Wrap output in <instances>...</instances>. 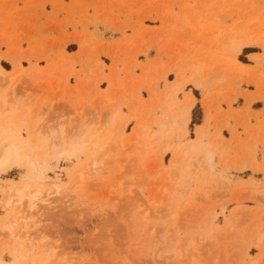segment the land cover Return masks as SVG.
Here are the masks:
<instances>
[{
  "label": "rangeland",
  "instance_id": "374dc122",
  "mask_svg": "<svg viewBox=\"0 0 264 264\" xmlns=\"http://www.w3.org/2000/svg\"><path fill=\"white\" fill-rule=\"evenodd\" d=\"M0 69L23 72L6 91L15 84V100L29 106L25 124L40 114L44 135L55 127L69 136L86 117L81 126L102 132L104 110L118 103L111 127L127 123L104 146L110 156L49 152L46 176L60 192L25 162L0 177V262L15 264L3 227L18 234L26 224L21 243L46 246L49 263L264 264V238L250 234L264 221V0H0ZM172 95L169 114L193 103L189 123L172 126L186 135L153 138L150 121ZM198 128L213 167L193 172L199 151L181 177L179 152ZM102 156L97 174L90 163ZM27 182L48 204L6 206L9 187ZM170 246L190 254L171 258Z\"/></svg>",
  "mask_w": 264,
  "mask_h": 264
},
{
  "label": "bare ground",
  "instance_id": "6f19581e",
  "mask_svg": "<svg viewBox=\"0 0 264 264\" xmlns=\"http://www.w3.org/2000/svg\"><path fill=\"white\" fill-rule=\"evenodd\" d=\"M20 73H23V72L20 70H16L11 74V76H8V78H7L6 76H4L6 74L0 69V80H4V81L6 80V84H3L4 86L1 85V83H0V177L2 175H7L8 173H10L11 171H13L16 168H20L21 165L25 162L30 166L38 167V169L36 170V172H37L36 175L38 176V179L41 180L40 181L41 183L43 182L44 184L51 185L54 187V190L56 189L55 191L60 192L63 188L62 185L55 180L51 181V178H48L46 176V172L48 170V166H47L46 162L49 158V152H51L54 156L55 155L56 156L57 155H65V154L66 155L67 154H70V155L85 154V155L91 156L92 158H95L99 151H101V150H103V152L106 151L104 146L111 140V138H113L111 136H112V132H114V131L116 132L115 133L116 135L112 139L113 140L112 143H113V145H116L119 137L124 133V129H125L126 124H127L126 121L119 122V125L117 126L118 128H116V130H114V131L111 127V124H113L118 119V116L121 113V104L118 103V104L114 105L113 107L111 106L109 108H108V105H107V108L105 107L107 110H104V112L106 111L105 115L106 114L107 115H106V117H104V121L107 124L104 123L105 128L103 127L102 132L100 130L101 128H99V130H93V129L90 130L89 125H88V127H85L84 124H82V126H81L80 123H84V120L87 118L86 117L84 119V117H83L84 120H82L81 118L80 119L82 121L80 119H79L80 122H79V120H77V122H79L78 124L80 125L79 126L77 124L79 126V128L77 127L78 129L77 128L75 129L74 126L73 127H74L75 131L72 130L73 127L71 129L68 128V129H70V131L72 130L74 132L73 133V132L68 131L71 134V135L69 134V136H66V134H64V132L62 131V128H58V127H60L59 125L56 128H58L60 130L55 129V127H54V129L50 130L52 132H49V134L46 133V135H44V133H42V132H45V131H41L44 128H41V130L38 129V131H40V132L37 131V127H39L38 125L42 121L40 114H36L35 117L33 116L34 119L31 122V124L30 123L28 125L25 124V120H29L27 118L29 116V109L27 107H29V106L25 102V100H20V101L15 100V94L16 93H13L15 84L13 83V85H11L13 92L6 91L7 84H10L15 79V77L20 75ZM29 78L31 80H33L31 82L38 80L36 75H30ZM182 84H183V82H177L174 85V88L178 89L182 86ZM16 98H17V96H16ZM175 101H176V97H175V95H172L170 97L169 101L165 105L159 104L157 106L159 109H162V113H161V116L159 118H157V117H155V118L153 117V119L151 118L152 119V121H150L151 124L156 125L159 129L158 131H156L154 133L151 132L150 135H152L153 138L154 137L159 138L163 135L165 140L170 141V140L175 139V140L180 141L185 137L186 132H182L183 130L181 131L180 129L177 130V128L175 130L172 126H173V123H175L180 118L183 119L182 123L184 125H186L188 123L189 113H190V109H191L193 103L188 102V104H186V105H184V107H182V110H180V112H178V113L173 112L172 114L171 113L169 114L167 109L170 108L174 104ZM102 104H100V105H102ZM70 106L75 107V104L71 103ZM102 116H104V113ZM86 121L88 122L87 119L85 120V123H87ZM102 121H103V119H102ZM102 121H101V123H102ZM96 122H95V124H96ZM41 124H42V122H41ZM41 126H44V125L42 124ZM24 128H26L27 133H29L28 139L25 138L22 134ZM141 131H143V129H141ZM136 133H137V131H136ZM150 138H151V136H150ZM203 138H204V129L198 128L196 139H194L192 142H190L188 147L183 149L181 153L179 152V154H181V156H180V160L179 159L178 160L182 163V167L179 168L180 170L178 172L179 176L185 177L184 174L187 172L185 165L187 164L191 155H193L194 153L199 152V151L202 153V155H201V157H199L200 159L198 160V162L195 163L196 166H195V169L193 170V172L194 173L198 172L202 168L203 165L204 166L206 165V167L208 166L207 168L213 167V161H214V157H215L214 153L207 146H204L202 144ZM156 141H155V143H156ZM112 143H111V147L113 146ZM157 144H159V143H157ZM157 146L159 148V145H157ZM178 147L181 148V144H178ZM113 148H112V150H113ZM108 149L112 153L111 149L110 148H108ZM109 151H107L109 153V155L106 154L107 152H104V155L103 154L102 155L105 157L110 156L111 154ZM166 151H167V148H164L163 152H166ZM103 156L99 157L102 160L100 159V161H94L93 163L92 162L90 163L91 164L90 166H93L92 170H94V172L96 171V173L98 171L97 174H99V172H101L103 170V167H104L103 165L105 162L104 161L105 157L103 159ZM39 161H42L45 165L44 166L40 165ZM88 172H90V171H88ZM88 172H86V173L89 174ZM77 173L79 176L78 177L79 181H83L84 178L86 179L87 175H85V172L83 170H79ZM178 174H176V175H178ZM179 176H178V179H179ZM81 184H82V182L79 183V185H81ZM32 185H33V183L27 182L24 185H21L20 187H15V186L9 187L8 193H7L8 199H7V205L6 206L14 207L15 204L19 205V206H25L26 210L28 209L29 211L32 212V210L34 211L39 206V205H37L38 202L42 201V203L45 202V204H46L47 199L45 200V197H43L41 195L42 193H41L40 188L37 187L36 190L32 191L31 190V188L33 187ZM77 185H78V183H77ZM77 185L75 184L76 187H78ZM73 186L71 188V191L72 190L74 191L76 188L75 186H74L75 188ZM55 194H57V193H55ZM50 197H52V196H50ZM134 221H135L136 229L138 227V229L140 230L142 228V226H137L136 220H134ZM132 222H133V220H132ZM259 222L260 223L253 225L252 228H254L253 229L254 232L252 230V233H250V234L252 235L255 233L256 235L255 234L254 235L256 237H258L259 241H261L262 238H264V232H260V228H261V226H264V223H263L264 221L261 218V221L259 219ZM28 226L29 225L24 224V226H22V229H19L23 233L18 232L19 235L14 233L13 227L11 225L7 226V227H3V231H5V230L8 231L9 238L13 242L12 255L14 257L13 258L14 263L15 264H63V263L65 264L66 260H65V257H63V256L62 257L64 259L61 257L62 259L59 260V257H60L59 256L58 260L55 259L54 261H52V262H55V261H57V262L49 263L48 261H49L50 255H51L50 254L51 251L49 250V253H48L46 246H45V249H46V251H45V250H43L44 249L43 247L42 248L40 247V245L36 246V244H33V245L25 246L21 243L22 238H24V234L29 233V232H27L29 230ZM136 231L139 232L138 230H136ZM21 234L23 236H21ZM135 236H137V235H135ZM256 237H255V239H256ZM171 240L173 241V239H171ZM34 243H36V242H34ZM27 245H28V242H27ZM164 250L168 251L165 254H169L171 258L176 257V256H188L190 254V252L186 246H182L178 249H176V248L173 249V246H170V247H167L165 249L163 248V251ZM163 251H162V253H163ZM160 256H163V254L160 253ZM63 260H64V262H63ZM258 260H260V259L251 260L248 262V264H257ZM177 263H181V261H178ZM0 264H6V263L0 262Z\"/></svg>",
  "mask_w": 264,
  "mask_h": 264
},
{
  "label": "crops",
  "instance_id": "0c3cea01",
  "mask_svg": "<svg viewBox=\"0 0 264 264\" xmlns=\"http://www.w3.org/2000/svg\"><path fill=\"white\" fill-rule=\"evenodd\" d=\"M192 107H193V105H192ZM192 107H191V108H192ZM190 110H191V109H190ZM189 116H190V114H189ZM189 120H190V118H189ZM202 122H203V120H202ZM188 123H189V121H188ZM188 123H187V124H188Z\"/></svg>",
  "mask_w": 264,
  "mask_h": 264
}]
</instances>
